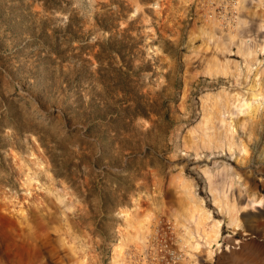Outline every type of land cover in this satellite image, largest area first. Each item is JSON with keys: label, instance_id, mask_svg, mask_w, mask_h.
<instances>
[{"label": "rangeland", "instance_id": "1", "mask_svg": "<svg viewBox=\"0 0 264 264\" xmlns=\"http://www.w3.org/2000/svg\"><path fill=\"white\" fill-rule=\"evenodd\" d=\"M190 194L264 264V0H0V264H184Z\"/></svg>", "mask_w": 264, "mask_h": 264}, {"label": "bare ground", "instance_id": "2", "mask_svg": "<svg viewBox=\"0 0 264 264\" xmlns=\"http://www.w3.org/2000/svg\"><path fill=\"white\" fill-rule=\"evenodd\" d=\"M185 198L188 202V209L176 212L174 214L175 224L173 223L180 258L184 264H198L196 263L197 255H202L207 261L212 262L222 248L223 224L214 219L212 212L206 209L204 202L195 194H190ZM215 204L217 205L218 202L216 201ZM225 208L227 209V206ZM231 222L237 229L240 222L238 215L233 214Z\"/></svg>", "mask_w": 264, "mask_h": 264}, {"label": "trees", "instance_id": "3", "mask_svg": "<svg viewBox=\"0 0 264 264\" xmlns=\"http://www.w3.org/2000/svg\"><path fill=\"white\" fill-rule=\"evenodd\" d=\"M105 29V28H104ZM119 36V35H118ZM100 55L103 56V53H101ZM102 56H98V60L101 61L102 59H100Z\"/></svg>", "mask_w": 264, "mask_h": 264}]
</instances>
